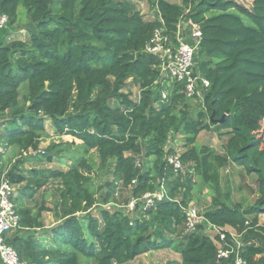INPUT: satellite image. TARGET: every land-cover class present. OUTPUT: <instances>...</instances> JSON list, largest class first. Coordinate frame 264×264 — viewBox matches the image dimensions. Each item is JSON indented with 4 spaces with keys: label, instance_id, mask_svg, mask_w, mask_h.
Returning a JSON list of instances; mask_svg holds the SVG:
<instances>
[{
    "label": "trees",
    "instance_id": "trees-1",
    "mask_svg": "<svg viewBox=\"0 0 264 264\" xmlns=\"http://www.w3.org/2000/svg\"><path fill=\"white\" fill-rule=\"evenodd\" d=\"M149 1L154 18H146L133 0H0V11L9 17L0 31V118L6 119L0 146L16 147L21 156L37 152L10 168L1 164L0 172L7 170L13 184L25 182L32 195L51 182L57 187L54 207L18 209L21 227L6 236L31 264H82L83 257L87 264H127L160 248L180 253V260L168 264H235V254L217 256L204 222L232 228L244 242L245 264H264V0H245L250 6L244 0ZM21 5L28 19L16 26ZM188 8L187 18L203 30L196 71L210 80L194 98L161 73L160 57L146 50L154 31L166 27L174 33ZM12 26L25 29L30 39L9 41L5 34ZM131 85L139 90L136 100ZM49 121L58 136L81 140L85 154L95 152L100 169L110 168L108 186L95 188L94 165L86 156L67 169L24 173L20 165L29 158H64L61 144L68 142L40 150ZM212 127L228 136L224 154L195 146ZM179 133L187 147L181 153L184 173H175L167 160L176 153L170 139ZM230 162L257 177L253 204L233 203L230 191L224 193L221 168ZM163 183L167 197L136 215L117 207L92 212L98 203L116 200L118 192L128 201ZM199 183L213 197L202 209L205 221L187 234L184 207ZM44 211L57 220L49 231Z\"/></svg>",
    "mask_w": 264,
    "mask_h": 264
},
{
    "label": "built area",
    "instance_id": "built-area-1",
    "mask_svg": "<svg viewBox=\"0 0 264 264\" xmlns=\"http://www.w3.org/2000/svg\"><path fill=\"white\" fill-rule=\"evenodd\" d=\"M189 11L190 8L180 17L174 33L171 34L166 27L156 29L147 43L146 50L160 57L161 73L172 81L181 82L183 92L187 97L194 98L202 96L204 90L210 86V80L196 71L195 55L200 50L203 30L198 22L187 18L186 15ZM8 23V15L0 11V31L7 28ZM161 95L163 98L167 97V88L161 91ZM34 153L36 152L34 151ZM167 160L175 173L185 172L186 166L181 159V153L171 154ZM165 197H167V188L163 183L160 190L156 192L145 193L142 197H131L125 206L126 212L134 213L138 208L154 207L157 201ZM14 198L15 188L7 176V170L4 173L0 172V261L3 264H31L22 259L17 250L7 242V234L21 227L20 215L16 209ZM107 208L111 207L108 205ZM184 213V233H195L199 225L205 221L202 208L191 201L184 207ZM207 232L217 245L219 258H229L235 254V264H245L241 255L244 242L240 239V235L211 222H208Z\"/></svg>",
    "mask_w": 264,
    "mask_h": 264
},
{
    "label": "rangeland",
    "instance_id": "rangeland-1",
    "mask_svg": "<svg viewBox=\"0 0 264 264\" xmlns=\"http://www.w3.org/2000/svg\"><path fill=\"white\" fill-rule=\"evenodd\" d=\"M168 1L179 3V4H181L182 2V0H168ZM133 3L137 10H140L144 15H146V18H154V11H152L150 7L149 0H140V1L133 0ZM242 3H244L247 6H250V2L248 1L244 0L242 1ZM19 10H20L21 16L16 26H21V25L26 24L27 19H28L26 15L27 13L26 7L21 5ZM16 26L10 27L7 30V33L5 34V36L9 39V41L14 40V39H22V40L28 41L30 37L27 31L25 29H22L20 31L13 30ZM128 89H130V91L132 92L133 99L136 100L139 98V90L136 86L131 85ZM1 119L2 118H0V122H1ZM1 123L2 125H4L5 122H1ZM1 128L2 130H4V126H2ZM172 136L173 137L170 139L169 146L175 149L176 152L183 153L185 151L184 150L185 149L184 136L181 133L174 134ZM54 142L55 143L68 142V144L66 145L61 144L63 145L61 154H62V157L64 158L61 162H58L59 167H71L75 163L77 158L86 156L91 161V163L94 165V171L92 175H93L94 182H95V188H98L101 185H106V186L109 185L112 179L110 172H109L110 168L100 169L98 167L99 159H98L97 154L95 152H90L88 154L87 153L85 154L83 146L81 144H78L73 138L67 137V136H64L63 138H61V136H58L55 132L53 124L49 121L46 123V131L43 133V140L41 142L42 144L41 151L48 149V147ZM222 143H223V139L221 137L220 138L218 137L214 129H211V130H206L197 138L195 146L198 150H200L204 145H207L209 147L214 148L216 151H218V150H224L225 145H223ZM1 145L6 146V144L4 143H1ZM28 153L36 154L37 152L34 153V151L31 150ZM23 157H24L23 155L21 156L19 154V150L16 147H13V150H11L8 155V160H7L8 162H4L3 165L5 167L6 166L8 167L9 166L8 164L9 163L11 164L14 158L16 159L15 160L16 162L19 159H23ZM14 164L15 163L13 162V165ZM224 175H225V172H224ZM256 178H257L256 176H247L246 171L243 168L236 169V174L232 176V179H230L231 180L230 182L226 181V178L224 177V186H223L224 188L223 189L224 191L232 192L233 203H241L243 206L246 207L247 205L253 204L256 201L259 194H255V193L251 194L247 190L241 191L239 189L240 185L243 183V180H244V182L246 181L255 186ZM56 189L57 187L55 183H51V184L49 183V186L47 187V189L43 190L42 192L43 194L41 193L36 197L38 205L42 204L41 203L43 201L42 199H45L44 201L46 202L45 204L46 206L48 205L50 207H54L55 201L58 199L56 195ZM206 190H207V187L202 183L197 184V187L195 188L196 196L193 201L197 203L199 207L204 205L206 202L211 201L210 198L212 194ZM98 195H101V191L99 192ZM115 197H116V200H114L113 202L104 203V204L98 203L97 206L92 210V212L98 213V210L100 207L107 208L108 205L111 208L117 207V208L126 210L125 206H127L128 201L130 199H128V201H125L124 199L125 195L123 194V197H122L121 192L116 193ZM45 212H50V215L54 217V214L52 211H45ZM45 214L47 215L48 213H45ZM134 215H136V213H134ZM260 222L261 224H264V215H262ZM38 233L41 234V231ZM82 264H87V259L85 257L82 258Z\"/></svg>",
    "mask_w": 264,
    "mask_h": 264
},
{
    "label": "crops",
    "instance_id": "crops-1",
    "mask_svg": "<svg viewBox=\"0 0 264 264\" xmlns=\"http://www.w3.org/2000/svg\"><path fill=\"white\" fill-rule=\"evenodd\" d=\"M1 122H5V118L4 117H1ZM0 122V123H1ZM2 125V124H1ZM3 126V125H2ZM212 129L215 130L216 134L218 135V137L222 138L223 139V145L226 144L227 140H228V136L227 135H219V131L215 129V127H212ZM0 130L2 131L1 129V126H0ZM206 131V130H205ZM205 131H202L199 136L205 132ZM213 131V130H212ZM1 133V132H0ZM64 136H67V137H71L73 138L72 136L70 135H64ZM64 136H61V138H63ZM198 136V137H199ZM78 144H81L82 145V141L79 140V139H75L73 138ZM66 140V139H65ZM63 141V140H62ZM187 147L185 146V149L186 150ZM13 150V146H0V165L4 162H8V155L10 153V151ZM40 150H42V144L40 145ZM217 153H220V154H224V150H218L216 151ZM28 155H36V154H30V153H25L23 154V159H20V160H25L26 157H29ZM27 159V158H26ZM15 158L13 159L12 163L15 162ZM12 163L8 164L9 166L7 168H10ZM59 163L58 162H35L34 159H31L29 158V160H26L25 163L21 164L20 165V168L22 170H24V173L26 175L29 174V170L32 169V168H62V169H67L68 167H59L58 166ZM61 166V165H60ZM244 167L240 166V165H237L233 162H230L228 163L225 167L221 168V184H222V187L224 186V177L226 178V181L230 182L232 179V176H234V174H236V169H241ZM245 170V169H244ZM246 171V170H245ZM224 172H225V175H224ZM247 176H255L254 174H247ZM246 182V181H245ZM244 180H243V183L240 185V190L241 191H245L247 190L249 193H254V191L251 190V187L255 188L256 187V182H255V186L251 183H248L246 182L245 183ZM52 183V182H51ZM50 183V184H51ZM56 185V184H55ZM14 188H15V198H14V202H15V205H16V209H21L23 207H27V208H30L32 209L34 212H37L38 210V207H40L43 203L46 204V202L44 201L45 199H42L43 201L41 202L42 204L38 205V202L36 200V197L41 194L43 192V190L47 189V187L49 186V184H47L46 186H44L43 188L39 189L37 192H35V194H31L30 192H27V190H24L25 189V182H22V183H19V184H13ZM207 187V186H206ZM224 188V187H223ZM206 191H211L209 187H207V190ZM224 191V189H223ZM229 191H224V193H228ZM195 193V192H194ZM212 194L211 196V201H212V197H213V193L210 192ZM231 193V198H232V192L230 191ZM43 194V193H42ZM255 194H258V193H255ZM196 196V193L195 195ZM54 200V199H53ZM233 200V199H232ZM211 201L210 202H206L204 205L201 206L202 209L204 208H207L210 204H211ZM48 206V205H47ZM50 207V206H49ZM45 213H48L47 215ZM54 214V213H53ZM42 220L44 221V224H45V228L49 231L55 224H57V220H56V217L54 215V217L52 215H50V212H43L42 213ZM204 230H205V233L208 234L209 232H207V228H208V222H204ZM227 230L233 232V229L230 228V227H227ZM184 231V230H183ZM235 233V232H233ZM212 234V233H211ZM214 235V234H213ZM172 252V253H171ZM177 256V257H175ZM181 259V255L180 253H178L177 251H175L174 249L172 248H160V249H157V250H152V251H149V252H146V253H143L141 254L140 256L136 257L135 259H133L132 261L128 262L127 264H168L170 261H173V260H180ZM0 264H3L1 261H0Z\"/></svg>",
    "mask_w": 264,
    "mask_h": 264
},
{
    "label": "water",
    "instance_id": "water-1",
    "mask_svg": "<svg viewBox=\"0 0 264 264\" xmlns=\"http://www.w3.org/2000/svg\"><path fill=\"white\" fill-rule=\"evenodd\" d=\"M222 120H223V119H222ZM222 120H221V121H222Z\"/></svg>",
    "mask_w": 264,
    "mask_h": 264
}]
</instances>
